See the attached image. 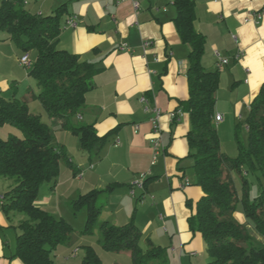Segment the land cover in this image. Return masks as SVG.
<instances>
[{
    "label": "crops",
    "instance_id": "crops-1",
    "mask_svg": "<svg viewBox=\"0 0 264 264\" xmlns=\"http://www.w3.org/2000/svg\"><path fill=\"white\" fill-rule=\"evenodd\" d=\"M135 1L139 3L137 9L132 0H23L26 11L41 17L63 7L58 49L79 55L81 61L95 64L100 71L74 124L92 126L99 137L116 132L103 147L88 152L78 149L79 136L62 129L60 121L51 119L48 125L55 129V139L64 154L74 141L77 159L68 161L73 172L68 170L67 174L71 175L72 189L82 190L83 196L113 188L103 193L106 202L102 209L107 211L103 221L116 226L133 221L143 234L142 247L149 239L165 249L166 264H209L202 235L193 233L188 223L204 193L196 186L195 175L187 176L189 167L181 162L189 156L186 135L191 128L190 118L180 111V103L189 98L190 47L182 43L176 30L174 0ZM193 1L195 29L207 40L202 65L220 75L215 117L222 116L223 121L215 120V126L227 125L236 118L243 122L264 85V17L259 24L252 17L255 12H264V0ZM71 20L75 26L69 24ZM146 42H151L147 49ZM216 52L229 60L221 69ZM24 55L10 35L0 31V100H26L34 114L39 109L34 96L41 88L37 81L33 86L30 76L36 59L30 58L32 67L28 69L20 64ZM238 55L241 57L237 60ZM142 98L148 100V106ZM223 99L225 108L221 106ZM147 107L162 113V143L155 162L150 141L152 112ZM176 114L179 117L174 124ZM135 127H139L137 131ZM12 132L7 130L8 134ZM142 176L144 187L133 188ZM10 186L9 181L0 178V264H25L14 258L17 222H10L3 211V196ZM126 192L138 202H125ZM236 217L244 219L242 214ZM239 223L247 230L253 229L243 221ZM53 251L64 264H82L85 256V251L82 256L72 251L64 258L67 251L62 246ZM113 254L117 259H128L125 264H134L127 253ZM117 259L112 264H122Z\"/></svg>",
    "mask_w": 264,
    "mask_h": 264
},
{
    "label": "trees",
    "instance_id": "trees-1",
    "mask_svg": "<svg viewBox=\"0 0 264 264\" xmlns=\"http://www.w3.org/2000/svg\"><path fill=\"white\" fill-rule=\"evenodd\" d=\"M174 5L176 30L182 43L190 47L189 98L180 103V111L190 118L188 157L194 160L195 184L204 193L188 219L190 230L202 235L209 264H264V247L251 244L248 230L236 219L242 202L246 218L264 237V193L250 201L244 178V197L240 198L232 179L233 172L242 173L245 167L259 172L264 179V85L250 105L248 149L236 157L227 156L214 123L220 75L202 65L207 40L195 29V2L174 0ZM64 14L62 7L52 15L36 16L24 9L23 0H2L0 31L9 34L25 54L37 53L30 76L41 91L34 98L52 120L62 123V129L80 136L83 150L91 152L103 147L116 131L99 137L92 126L74 124L100 71L95 64L81 61L79 55L58 49ZM178 117L176 114L174 124ZM5 126L21 133L9 134L5 139L0 136V178L11 184L3 196V211L10 222L17 220L14 258L25 264H53L52 251L70 243L73 230L63 219L38 207L36 201L40 186L58 178L64 151L54 145L50 126L30 112L26 100H0V131ZM112 189L92 191L76 202L90 209L86 233L93 234L98 223L97 198ZM188 205L193 207L192 203ZM101 242L108 252L129 254L134 264H166L165 249L149 239L142 247L143 234L133 221L125 226L103 223ZM101 263L88 247L82 264Z\"/></svg>",
    "mask_w": 264,
    "mask_h": 264
},
{
    "label": "rangeland",
    "instance_id": "rangeland-1",
    "mask_svg": "<svg viewBox=\"0 0 264 264\" xmlns=\"http://www.w3.org/2000/svg\"><path fill=\"white\" fill-rule=\"evenodd\" d=\"M1 2L2 0H0V4ZM29 56L33 61L36 59L37 53L35 51H30ZM35 81L36 80L32 81L34 87L37 86ZM26 85H28V83L22 84L21 88L25 89ZM222 102L223 104H221V106L225 108L226 105L224 104V99L222 100ZM37 106H39V109L34 112V115L39 116L44 123L49 124L51 122V118L49 117V114L47 113V111L39 100ZM249 112L243 122L237 118L230 119L227 125L223 124L220 127H216L220 139L221 149L223 153H225L229 157H236L242 150L248 149L249 147V130L247 125V118ZM9 128L13 131L12 133H15L18 136L21 135V133L18 132L16 129L13 130L12 127L5 126L0 131V136L3 139L8 137L9 134L7 133V130H9ZM50 128L51 134L54 137L53 143L59 150H61V146L59 145L58 140L55 139L56 131L51 126ZM70 143L71 145L69 146L68 151L66 150L65 156L60 160V173L58 178L56 179V181L53 180L51 182L44 183L40 186L37 197L38 202L36 201V203H38L40 206H43L44 209H42L50 213L56 219H63L72 228V241L67 245L62 246L67 251V256H64V258H68L72 251L74 252L75 256H82L83 251H86V249L90 247L100 257L102 261L101 264H112V262L117 259V255L106 251L103 248L101 242V226L103 223H105L102 217L103 215L105 216V213H107V211L102 209V205L104 202H106V195L101 194L97 198V203L95 207L100 210V214L98 217V223L93 230V234H90L89 232L86 233V223L89 217L90 209L87 205L76 204V202H78L80 197L82 196L83 192L82 190L72 189L71 175H67L69 171L73 172V170L70 168L71 166L69 162L72 160L76 161L77 159V152L74 150V141H71ZM80 148L82 150V147H79L78 149ZM66 158H68L69 160H66ZM181 162H184L185 165L189 167L187 170V176H194V160L188 157L182 160ZM61 166H63V169H61ZM244 178L246 179V184L248 186L249 199L250 201H255L264 193V179L259 172L253 171L248 167H245L242 173L236 171L233 172L232 179L240 198L244 197ZM126 194L128 199L125 202H138L137 197L130 196V194H128L127 192ZM237 214H242L244 218L240 220L238 219V217H236L239 221H243L244 223L249 224L253 227L252 230H248L250 236V243L256 246L264 247V240H260L262 236L258 233L254 225L251 223L250 220L246 218L244 214L242 202L238 205L236 216ZM15 246L17 247V237L15 238ZM118 258L120 259L117 260H119L122 264L126 263L125 260L128 261V259H121L125 257ZM51 260L53 264L65 263V261H59V259L56 257V252L54 251L51 254Z\"/></svg>",
    "mask_w": 264,
    "mask_h": 264
},
{
    "label": "built area",
    "instance_id": "built-area-1",
    "mask_svg": "<svg viewBox=\"0 0 264 264\" xmlns=\"http://www.w3.org/2000/svg\"><path fill=\"white\" fill-rule=\"evenodd\" d=\"M36 1H40V0H36ZM126 0H119V3H122ZM134 7L137 9L139 7V3L135 0H132ZM26 3V2H25ZM252 17L255 21L256 24H259L263 17H264V12L263 11H259V12H255L252 14ZM69 24L71 26H75L76 24L74 23L73 20H71L69 22ZM235 41L237 42V38L234 37ZM151 45V42H146L144 44V48L147 49L149 48ZM123 50H127V48L125 46L122 47ZM215 57L217 59V66L219 69H221L222 67L228 65L229 60L226 58H223L218 52L215 53ZM241 55H238L236 57V59H240ZM20 64L25 67L30 69L32 67V62L30 60V56L29 53L25 54L21 60H20ZM142 102L146 104V106L149 105V102L146 98H142ZM147 111H151L152 112V117L150 119V123L152 125V138H151V145L154 149L155 152V157H154V162L157 160L158 155L160 154V147H161V143H162V137H161V127H160V120H161V116L162 113L158 108H148L147 107ZM216 122L220 123L223 121L222 116H216L215 117ZM139 127H135V130L137 131ZM145 176H142L141 180H138L136 182H134V184L132 185L133 188H143L144 187V182L142 181L144 179ZM186 185H190L189 181L186 182ZM132 194H134V191L132 190Z\"/></svg>",
    "mask_w": 264,
    "mask_h": 264
}]
</instances>
